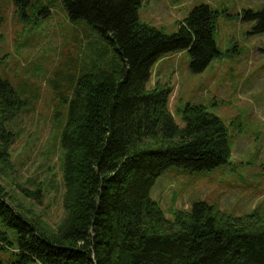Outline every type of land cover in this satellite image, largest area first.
<instances>
[{
    "label": "trees",
    "instance_id": "trees-1",
    "mask_svg": "<svg viewBox=\"0 0 264 264\" xmlns=\"http://www.w3.org/2000/svg\"><path fill=\"white\" fill-rule=\"evenodd\" d=\"M64 3L69 17L88 20L114 53L93 46L90 62L58 96L53 118L62 126L65 212L56 225L15 202L2 181L14 172L9 148L16 135L8 121L22 100L0 74V219L17 232L14 242L0 228V248H13L15 257H0V264H264L258 212L227 214L199 200L169 218L150 193L170 166L203 171L230 160L218 115L188 103L180 125L169 108L170 90L148 87L154 64L170 52L187 50L194 72L219 54L216 11L200 3L167 34L142 20V0ZM246 17L264 32V7Z\"/></svg>",
    "mask_w": 264,
    "mask_h": 264
},
{
    "label": "rangeland",
    "instance_id": "rangeland-1",
    "mask_svg": "<svg viewBox=\"0 0 264 264\" xmlns=\"http://www.w3.org/2000/svg\"><path fill=\"white\" fill-rule=\"evenodd\" d=\"M200 3L216 11L219 54L194 72L187 50L170 52L154 64L148 87L170 90L169 108L180 125L188 103H202L218 115L232 154L228 163L212 170L170 166L150 193L169 218L175 210L205 200L227 214L258 212L264 219V32L255 30L256 19L246 17L247 10L263 9L264 0H142L140 16L172 34ZM0 33V74L22 100L8 121L16 135L9 148L14 172L2 181L15 202L42 212L56 225L65 212L62 126L53 118L58 96L81 73V65L90 62L93 46L114 50L88 20L70 18L64 0H0ZM0 228L16 241L15 227L0 219ZM0 257L14 259V249L0 248Z\"/></svg>",
    "mask_w": 264,
    "mask_h": 264
}]
</instances>
